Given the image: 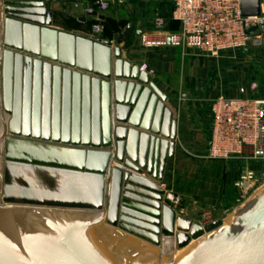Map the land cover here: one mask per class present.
Wrapping results in <instances>:
<instances>
[{
    "label": "water",
    "instance_id": "obj_1",
    "mask_svg": "<svg viewBox=\"0 0 264 264\" xmlns=\"http://www.w3.org/2000/svg\"><path fill=\"white\" fill-rule=\"evenodd\" d=\"M46 6L0 0V264H264V187L228 222L179 214L160 186L176 147L166 97Z\"/></svg>",
    "mask_w": 264,
    "mask_h": 264
},
{
    "label": "crops",
    "instance_id": "obj_2",
    "mask_svg": "<svg viewBox=\"0 0 264 264\" xmlns=\"http://www.w3.org/2000/svg\"><path fill=\"white\" fill-rule=\"evenodd\" d=\"M46 1L48 11L52 12L54 28L111 41L113 47L120 48L122 59L140 67L145 65L144 71L150 74L152 82L166 97V105L177 121L176 147L174 157L166 163L160 186L167 197L181 199L182 215L191 219L196 216L197 206L211 212H225L227 209L233 212L234 181L245 169L258 173L263 165L207 157L209 107L219 95L264 99V40L260 46H249L246 51L219 58L171 46L148 48L141 46L136 32L150 30L157 16L169 19L174 0L108 1L106 9H94L97 16L84 13L86 7L95 3L93 0ZM76 2L77 7L74 6ZM98 23L104 26V30L94 34L93 26ZM129 23L133 25V33L126 38L123 32ZM163 29L176 32L179 25L168 20ZM253 84L256 85L254 89ZM157 248L161 255V248ZM163 261L167 262L169 258L164 255Z\"/></svg>",
    "mask_w": 264,
    "mask_h": 264
},
{
    "label": "built area",
    "instance_id": "obj_3",
    "mask_svg": "<svg viewBox=\"0 0 264 264\" xmlns=\"http://www.w3.org/2000/svg\"><path fill=\"white\" fill-rule=\"evenodd\" d=\"M104 10L108 1L93 0ZM78 6V2L74 3ZM95 11L86 7L84 13ZM168 20L176 21L179 29L166 32ZM100 23L93 33L103 32ZM143 47L182 48L209 58L246 51L249 46H260L264 40V0H260L258 16L243 17L240 0H174L171 16L154 18L151 29L143 31ZM145 70V65L141 66ZM252 88H256L253 84ZM210 133L207 140V157L214 160H233L250 164H264V99L254 96L228 97L219 95L210 102ZM264 175V172L262 173ZM258 173L245 169L234 181V186L244 198L257 183ZM170 206L179 214L181 199L167 197Z\"/></svg>",
    "mask_w": 264,
    "mask_h": 264
},
{
    "label": "rangeland",
    "instance_id": "obj_4",
    "mask_svg": "<svg viewBox=\"0 0 264 264\" xmlns=\"http://www.w3.org/2000/svg\"><path fill=\"white\" fill-rule=\"evenodd\" d=\"M263 166L259 167V172H258V179H257V183H255L253 189L245 195L244 198H241L240 196V192L237 188H235L236 190V197H235V201H234V206L232 208H234V211H219V212H211L209 210H207L206 208L203 207H196L195 215L193 218V220L195 222L201 223V224H206L207 222H211L213 220H222L223 222H228L232 215L239 210L240 208H242L243 206L247 205V203L253 199L254 195H256V193H258V191L260 189H262L264 187V175L262 174L264 172V164H261ZM258 167V166H257ZM234 185V184H233ZM235 187V186H234ZM231 208V209H232ZM216 217H218L216 219ZM191 218V219H192Z\"/></svg>",
    "mask_w": 264,
    "mask_h": 264
},
{
    "label": "bare ground",
    "instance_id": "obj_5",
    "mask_svg": "<svg viewBox=\"0 0 264 264\" xmlns=\"http://www.w3.org/2000/svg\"><path fill=\"white\" fill-rule=\"evenodd\" d=\"M196 241H192L186 248L181 249V250H177L175 253V259L180 258L182 255H184L187 251H189V249L191 247H193V245H195Z\"/></svg>",
    "mask_w": 264,
    "mask_h": 264
}]
</instances>
